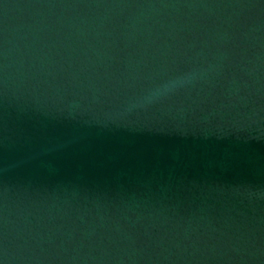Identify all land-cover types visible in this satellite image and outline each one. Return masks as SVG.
Instances as JSON below:
<instances>
[{
	"label": "water",
	"instance_id": "obj_1",
	"mask_svg": "<svg viewBox=\"0 0 264 264\" xmlns=\"http://www.w3.org/2000/svg\"><path fill=\"white\" fill-rule=\"evenodd\" d=\"M100 264H264V0H131Z\"/></svg>",
	"mask_w": 264,
	"mask_h": 264
},
{
	"label": "clouds",
	"instance_id": "obj_2",
	"mask_svg": "<svg viewBox=\"0 0 264 264\" xmlns=\"http://www.w3.org/2000/svg\"><path fill=\"white\" fill-rule=\"evenodd\" d=\"M164 87H167V85H166V86H164Z\"/></svg>",
	"mask_w": 264,
	"mask_h": 264
}]
</instances>
